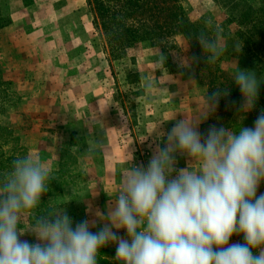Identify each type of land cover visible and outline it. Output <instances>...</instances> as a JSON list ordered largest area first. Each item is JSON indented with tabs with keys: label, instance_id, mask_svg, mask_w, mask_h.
<instances>
[{
	"label": "rangeland",
	"instance_id": "374dc122",
	"mask_svg": "<svg viewBox=\"0 0 264 264\" xmlns=\"http://www.w3.org/2000/svg\"><path fill=\"white\" fill-rule=\"evenodd\" d=\"M227 1L180 4L195 26L218 27L230 12ZM7 18L0 29L2 173L18 155L28 154L45 161L53 175L40 206L25 213L19 227L28 230L30 217L65 208L73 227L95 220L90 230L96 232L104 223L96 213L115 202L131 153L134 164L147 167L156 144L163 147L155 135L187 115L197 116L207 82L219 72L192 62L182 34L159 44L141 38L113 57L86 0H1L0 23ZM242 103V95L231 107L219 103L199 131L254 127L264 108L241 113ZM13 148L16 157L9 155ZM187 164V157L176 155L177 169ZM113 231L127 238L125 229ZM19 238L38 242L31 231ZM105 247L116 254L114 243Z\"/></svg>",
	"mask_w": 264,
	"mask_h": 264
},
{
	"label": "clouds",
	"instance_id": "9594fccd",
	"mask_svg": "<svg viewBox=\"0 0 264 264\" xmlns=\"http://www.w3.org/2000/svg\"><path fill=\"white\" fill-rule=\"evenodd\" d=\"M196 40L206 64L225 51L219 28L200 31ZM234 50L241 51L239 44ZM233 80L243 97L239 111L247 113L264 77L238 67ZM229 92H208L197 116L159 131L155 136L163 147L156 144L147 167L134 164L131 153L115 202L109 201L106 213H96L104 221L96 232L90 230L95 220L73 227L65 208L36 216L22 230L25 213L40 206L53 175L40 158L18 155L0 173V264H98L109 243L116 245L120 264H264V193L257 195L264 181V111L254 127L213 125L199 131ZM177 154L188 158L187 167L176 168ZM113 229H125L127 238ZM27 231L37 243L19 238ZM234 235H242L244 243L230 244Z\"/></svg>",
	"mask_w": 264,
	"mask_h": 264
},
{
	"label": "trees",
	"instance_id": "16d2710c",
	"mask_svg": "<svg viewBox=\"0 0 264 264\" xmlns=\"http://www.w3.org/2000/svg\"><path fill=\"white\" fill-rule=\"evenodd\" d=\"M86 3L94 11L95 24L102 30L113 57L124 54L141 38L157 43L175 34L184 35L189 40L191 55L197 56L200 59L198 62L203 63V66L206 65L207 68L214 66L219 72L214 73L213 78L207 82L209 94L216 88L230 89L229 95L219 101L223 106L231 107L236 101L241 100V92L233 80V73L238 67L254 71L258 78L264 77V0L258 3L228 0L230 12L224 16L223 26L218 27L195 26L196 22L190 19L180 0H86ZM8 21L9 19L5 23H0V28ZM217 28L221 30L225 51L229 50L230 56L228 53L223 57L226 55L224 51L215 63L206 64L196 35L200 31L212 34ZM237 44L241 47L239 53L234 50ZM198 62L195 64L198 65ZM229 62L237 64L227 65ZM228 71L233 73L230 75ZM256 106L264 108V82L260 84L259 97L254 108ZM16 154L13 148L9 155L16 157ZM5 160L0 154V173ZM29 222L33 223L31 217ZM97 260L98 264H120L115 259L113 250L106 247L101 249Z\"/></svg>",
	"mask_w": 264,
	"mask_h": 264
},
{
	"label": "crops",
	"instance_id": "0c3cea01",
	"mask_svg": "<svg viewBox=\"0 0 264 264\" xmlns=\"http://www.w3.org/2000/svg\"><path fill=\"white\" fill-rule=\"evenodd\" d=\"M1 1V0H0ZM87 4V3H86ZM6 24H9V21L8 23ZM6 24H3L1 26H5ZM2 28V27H1ZM0 28V29H1ZM261 193H264V181H261L260 183V186L258 187L257 189V195H260ZM230 244L232 243H244V239H243V236L242 235H234L230 241H229Z\"/></svg>",
	"mask_w": 264,
	"mask_h": 264
}]
</instances>
